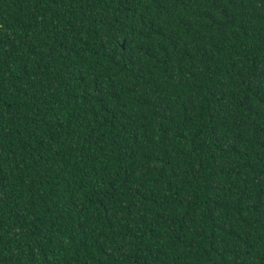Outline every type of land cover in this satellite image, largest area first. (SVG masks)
I'll return each instance as SVG.
<instances>
[{"label":"trees","instance_id":"1","mask_svg":"<svg viewBox=\"0 0 264 264\" xmlns=\"http://www.w3.org/2000/svg\"><path fill=\"white\" fill-rule=\"evenodd\" d=\"M0 264H264V0H0Z\"/></svg>","mask_w":264,"mask_h":264}]
</instances>
